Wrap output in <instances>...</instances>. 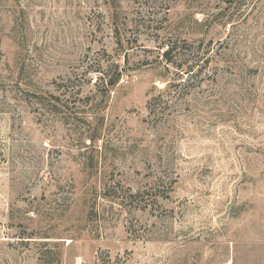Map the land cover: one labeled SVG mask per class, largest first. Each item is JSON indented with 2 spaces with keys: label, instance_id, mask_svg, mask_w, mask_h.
I'll use <instances>...</instances> for the list:
<instances>
[{
  "label": "rangeland",
  "instance_id": "obj_1",
  "mask_svg": "<svg viewBox=\"0 0 264 264\" xmlns=\"http://www.w3.org/2000/svg\"><path fill=\"white\" fill-rule=\"evenodd\" d=\"M0 264H264V0H0Z\"/></svg>",
  "mask_w": 264,
  "mask_h": 264
},
{
  "label": "trees",
  "instance_id": "obj_2",
  "mask_svg": "<svg viewBox=\"0 0 264 264\" xmlns=\"http://www.w3.org/2000/svg\"><path fill=\"white\" fill-rule=\"evenodd\" d=\"M165 54L168 55L169 54V50ZM116 83H117V81H110L111 85H115Z\"/></svg>",
  "mask_w": 264,
  "mask_h": 264
}]
</instances>
